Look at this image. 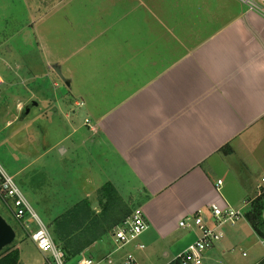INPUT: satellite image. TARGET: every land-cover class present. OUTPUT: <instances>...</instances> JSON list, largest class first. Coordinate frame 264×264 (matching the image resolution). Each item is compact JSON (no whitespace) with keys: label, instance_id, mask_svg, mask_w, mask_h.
Instances as JSON below:
<instances>
[{"label":"crops","instance_id":"crops-1","mask_svg":"<svg viewBox=\"0 0 264 264\" xmlns=\"http://www.w3.org/2000/svg\"><path fill=\"white\" fill-rule=\"evenodd\" d=\"M104 5L101 16L92 17L87 27L95 37L121 40L114 45L120 52V71L106 72L99 63L93 90L81 92L83 102L76 100L77 106H87L89 118L83 126L88 132L77 126L73 134L80 133V138L68 134L45 143V155L57 149L61 157L58 180L72 177L76 202L88 199L97 213L98 189L106 182L120 192L135 190L136 197L145 199L139 209L148 228L154 226L159 236L172 235L182 228L181 220L199 210L211 221L213 204H252L262 195L260 186L264 191V15L240 0H104ZM108 17L115 24L107 25ZM93 60L95 55L82 68L97 63ZM34 142L10 143L23 152L39 147ZM24 168L16 167L15 181L20 189L41 190L38 203L44 211V168L40 175L26 169L28 176ZM218 168L231 187L216 173ZM50 195L56 194L51 190ZM239 228L232 231L234 239L257 237L264 244L248 220ZM230 239L215 243L205 259L210 251L227 254ZM193 241L178 242V252L166 264ZM105 250L104 236L84 253ZM169 254L164 251L165 257ZM25 257L20 248V264L48 260Z\"/></svg>","mask_w":264,"mask_h":264},{"label":"rangeland","instance_id":"rangeland-1","mask_svg":"<svg viewBox=\"0 0 264 264\" xmlns=\"http://www.w3.org/2000/svg\"><path fill=\"white\" fill-rule=\"evenodd\" d=\"M98 8L99 13H97ZM105 8L104 0H65V3L64 0H0V76L4 78V82L0 84V132H2L0 163L13 177L16 176L17 166H25V174L27 169L33 171L34 175H40L44 168V199L46 198L44 211L41 202L38 203V200L41 201L39 188L36 191L30 187L26 189L24 186L25 188L21 190L27 195L26 198L33 210L40 219H44L43 222L47 226L75 206L78 196L75 194L72 177L68 180L63 178L62 181L58 180L57 160L61 164V157L57 149L52 154L45 155V143L58 142L68 134L70 139L74 140L77 136H81L80 133L73 134V129L83 126L89 114L87 106H77L76 100L83 102L81 92L89 91L90 88L93 90L97 81L95 75H100L101 65L106 72L114 70L119 74L120 71L119 60L116 59L117 55L120 58V52L119 50L116 52L117 46L114 45L115 41L121 42V40L105 36L95 37L87 27L95 17L99 14L101 16ZM107 19V25L116 22L112 20L113 18ZM99 29L96 28L95 31ZM93 55H95L93 61L97 63L82 68V64H89L88 61ZM56 67L61 69L65 78L73 80V88L63 80ZM105 76L108 78L109 74ZM102 82V80L98 81V89ZM32 102H37V105L31 108L26 120L21 122L24 108ZM11 120L13 122L10 124ZM83 127L85 132H88V128ZM32 128L38 133L35 131L32 133ZM16 139L27 145L35 143V140L39 147L35 144V147L20 152L10 143ZM70 162H74L73 156ZM68 166L66 165L65 168ZM215 171L227 180V188L232 186L223 170L218 168ZM19 179L21 180V177ZM15 180L18 181V178L15 177ZM49 182L54 186L51 189ZM101 187L98 189L97 197L98 212L102 210L99 203ZM51 190L56 194L54 197L50 195ZM67 190L71 193L69 196ZM118 192L121 196L119 199L121 204H116L115 209L118 208L116 212L121 215V219L124 218L123 215L127 210L135 212L145 202L143 197H136L137 193L130 188ZM2 194L1 192L0 213L13 226L17 235L14 242L0 252V259L20 248L22 255L30 260H42L47 257L48 260L51 259V254L41 252L31 239L32 231L38 227L37 220L29 214L26 220L20 222L5 202L8 200H3ZM234 208H242L246 212L248 206L244 204ZM209 214L211 216L210 211ZM244 220L246 219H240L235 225L227 223L221 228L222 232H225V237L216 244L218 246L228 236L231 237L227 243L228 253L224 255L221 249L217 252L210 251L204 264H252L264 257V244L259 238L249 237L243 241L234 239L232 231L235 227L240 229L239 226ZM25 224L29 225L28 228ZM104 236L108 250L99 254L89 252L95 257V264H126L128 256H133L139 264H166L178 252L175 250V245L179 244L178 242L197 240L199 230L196 227L193 230L178 227L172 235L162 233L159 236L158 229L149 224V228L138 240L145 245L144 249H140L137 246L138 242H135L116 250L118 247L114 243L111 228ZM177 249L182 248L180 246ZM165 250L170 251L168 257L164 256ZM84 252L80 257L67 261L66 264H76L82 257H91L89 253Z\"/></svg>","mask_w":264,"mask_h":264},{"label":"built area","instance_id":"built-area-1","mask_svg":"<svg viewBox=\"0 0 264 264\" xmlns=\"http://www.w3.org/2000/svg\"><path fill=\"white\" fill-rule=\"evenodd\" d=\"M246 4L249 9L256 10L264 15V0L260 3L258 0H240ZM264 181V178L263 180ZM222 184V180L218 181ZM259 194H263L261 186ZM3 200L12 210L15 217L21 222L29 217L37 220V229L32 231L31 239L37 245L38 249L43 253H50V264H66L64 252L55 244L52 234L46 224L38 217L33 210L26 196L16 183L13 176L9 175L0 163V193ZM11 203V205L9 204ZM246 206H251V201L245 202ZM249 208L247 209V211ZM246 211V212H247ZM211 221L204 215L202 210L196 214L185 217L180 222V226L193 230L195 227L199 230L197 240L191 243L182 253L176 256L173 262L178 264H204L206 251L212 248L215 243L219 242L223 237V226L227 223L235 225L240 219H246V212L236 209L232 206H222L213 204L210 208ZM247 220V219H246ZM237 224V223H236ZM28 228L29 225L25 224ZM148 229V223L142 210L138 209L133 212L122 224L115 227L112 231L115 244L118 248L136 242L139 237ZM140 249H144L145 245L138 243ZM76 264H95L92 257H82ZM126 264H139L133 256L126 258Z\"/></svg>","mask_w":264,"mask_h":264},{"label":"trees","instance_id":"trees-1","mask_svg":"<svg viewBox=\"0 0 264 264\" xmlns=\"http://www.w3.org/2000/svg\"><path fill=\"white\" fill-rule=\"evenodd\" d=\"M99 192L102 206L99 213L92 209L88 199H83L55 218L48 226L55 244L64 252L66 262L80 257L94 241L104 237L109 228L113 231L134 212L127 210L121 219V215L116 212L118 208L115 209L116 204H121L119 201L121 196L112 182L103 184ZM263 209L264 194L253 200L246 212V219L261 238H264ZM19 260L20 250H15L3 256L0 264H19ZM45 264L50 263L47 261ZM171 264L178 263L172 261ZM258 264H264V259Z\"/></svg>","mask_w":264,"mask_h":264},{"label":"water","instance_id":"water-1","mask_svg":"<svg viewBox=\"0 0 264 264\" xmlns=\"http://www.w3.org/2000/svg\"><path fill=\"white\" fill-rule=\"evenodd\" d=\"M57 71L63 78V80L70 85V81L67 80L61 72L59 67H56ZM37 105V102H32L27 105L22 112V119H24L29 113L33 106ZM16 230L13 226L6 220V218L0 213V252L10 244H12L16 238Z\"/></svg>","mask_w":264,"mask_h":264}]
</instances>
